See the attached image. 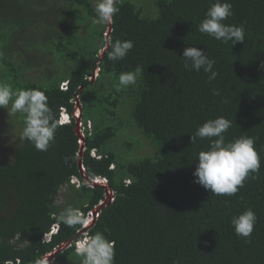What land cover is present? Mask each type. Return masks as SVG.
<instances>
[{"label":"trees","instance_id":"1","mask_svg":"<svg viewBox=\"0 0 264 264\" xmlns=\"http://www.w3.org/2000/svg\"><path fill=\"white\" fill-rule=\"evenodd\" d=\"M95 2L0 0V81L41 88L58 117L61 109L70 115L48 151L16 142L13 160L0 165V264H36L45 255H53L50 264H81L66 242L82 225L57 221L70 205L85 217L99 205L87 232L108 230L115 264H264V0H230L225 23L245 27V41L235 45L198 31L215 0H121L111 25L95 22ZM117 40L134 48L111 61L110 47L101 48ZM188 46L216 61L215 80L184 69ZM137 65L145 72L136 85L118 89L119 74ZM30 71L37 79L27 78ZM122 107L152 154L134 157L129 140L125 151L113 145L123 133ZM219 116L233 122L226 141L254 137L261 156L256 178L231 197L193 176L209 140L191 144L190 136ZM98 177L106 184L87 181ZM62 189L66 200L56 203ZM248 208L257 223L250 238L238 237L231 219ZM53 224L57 233L42 241Z\"/></svg>","mask_w":264,"mask_h":264},{"label":"clouds","instance_id":"2","mask_svg":"<svg viewBox=\"0 0 264 264\" xmlns=\"http://www.w3.org/2000/svg\"><path fill=\"white\" fill-rule=\"evenodd\" d=\"M121 0H96L94 19L97 24L111 25L114 16L119 13L118 5ZM233 15V5L230 0H215L207 9L204 18L198 26L202 34L213 37L217 41L232 45L245 41L244 24L239 26L226 24L228 17ZM110 47L107 57L111 61L124 59L134 48L132 40H117L114 43L108 41L101 48V52ZM183 67L187 71L200 72L203 70L209 74L207 79L211 82L218 76L214 70L216 61L210 58L203 48L188 46L182 53ZM264 64L261 65V67ZM144 67L137 65L134 70L121 72L118 76V89L135 86L137 80L144 74ZM61 88L66 84L61 83ZM214 94L215 93L214 90ZM15 115L19 113L23 117V127L20 132L21 141L31 142L35 149L41 152L48 151L55 142L58 128L70 122V115L65 110H60L59 117L49 106L48 96L41 88L14 89L8 82L0 81V108L8 109ZM77 118L78 114L76 115ZM232 121L224 116L209 119L199 126L194 134H191V144H196L198 139L209 140L207 150L199 151L197 165L193 176L206 190L218 196H235L245 181L255 179V175L261 167V156L255 144V138L240 136L231 141H226L225 133L232 127ZM80 129L83 130L78 119ZM78 127V128H79ZM79 131V130H78ZM83 131L80 133L82 138ZM95 156L94 152L91 153ZM69 157L64 158L67 164ZM72 181V180H71ZM95 184H106L105 178H95ZM228 204V201H225ZM102 205V204H101ZM99 205L88 216H84L78 207L67 206L57 215L58 223L72 228L82 225L77 239H71L67 245L74 248V252L81 257V264H115V241L108 239L104 234L108 232L96 231L89 234L87 230L97 217ZM258 217L254 210L248 208L231 219V225L238 237L250 238ZM57 233V226L51 225L50 229L43 234L42 241L50 242ZM110 235V233H109ZM36 264H50L49 256L45 255L36 261ZM173 264H179L174 261Z\"/></svg>","mask_w":264,"mask_h":264},{"label":"rangeland","instance_id":"3","mask_svg":"<svg viewBox=\"0 0 264 264\" xmlns=\"http://www.w3.org/2000/svg\"><path fill=\"white\" fill-rule=\"evenodd\" d=\"M46 59H47V63L51 64V58L47 57ZM97 70L98 69H96L93 75L91 76V82L95 80ZM36 74H37L36 72L34 73L30 71L27 73L26 76L28 79L34 80L37 79ZM121 109L126 110L127 114L126 111L123 110L120 114L123 133L118 134L112 141L115 148L120 151H125L129 149L126 148L125 146V141L129 140L134 145L132 148V155L134 157L152 154L154 148L151 146L149 141L144 137V135H142L139 132V130L135 126H133L129 121H127L128 119L127 107H122ZM76 111L78 112L77 107H76ZM21 130L22 127L20 126L18 120L16 119V114L13 115L10 112V105L8 109L0 108V165L4 163H9L13 160L14 146L16 145V142L21 141L19 138ZM73 181L77 185V181L75 179H73ZM63 193H65L64 189H62L59 195L56 196V200H57L56 203H60V201L66 200L67 194L65 196ZM49 258L51 259L52 256Z\"/></svg>","mask_w":264,"mask_h":264},{"label":"water","instance_id":"4","mask_svg":"<svg viewBox=\"0 0 264 264\" xmlns=\"http://www.w3.org/2000/svg\"><path fill=\"white\" fill-rule=\"evenodd\" d=\"M78 110L80 111V108H79ZM87 181L90 182V183H92V184L98 183V182H95L94 180L90 181V180L87 179ZM99 209H100V208H99ZM79 233H80V232H79ZM79 233H77V234H76L74 237H72L71 239H74L75 237H77V236L79 235ZM71 239H70V240H71ZM70 240H69V241H70ZM66 244H67V242H66ZM51 256H53V255H51ZM51 256H50V257H51Z\"/></svg>","mask_w":264,"mask_h":264},{"label":"built area","instance_id":"5","mask_svg":"<svg viewBox=\"0 0 264 264\" xmlns=\"http://www.w3.org/2000/svg\"><path fill=\"white\" fill-rule=\"evenodd\" d=\"M81 132H82V129L79 130V133H81Z\"/></svg>","mask_w":264,"mask_h":264}]
</instances>
